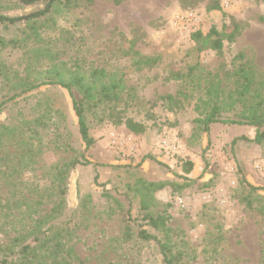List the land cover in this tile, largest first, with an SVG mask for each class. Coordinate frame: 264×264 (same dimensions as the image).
<instances>
[{
	"label": "rangeland",
	"instance_id": "374dc122",
	"mask_svg": "<svg viewBox=\"0 0 264 264\" xmlns=\"http://www.w3.org/2000/svg\"><path fill=\"white\" fill-rule=\"evenodd\" d=\"M44 7L45 1L0 0V16L23 17ZM38 24L46 41L38 38L36 48L49 41L54 49L35 63L34 44L26 51L19 47L26 37L24 23H0V124L18 132L4 142L0 157L34 160L21 179L25 190L39 195L44 188L53 192L55 167L80 162L65 179L62 217L69 220L73 213L75 230L66 241L72 264H163L156 247L134 232L144 225L139 200L145 183L162 186L150 192V210L167 218L170 242L182 252L183 264H261L264 191L251 192L246 200L245 183L264 189V142L242 139L253 138V127L215 124L205 133L196 120L208 111L205 103L214 86L223 103L230 102L238 54L253 64L264 85V0L80 1L79 8ZM234 24L241 33L220 52L198 51L191 40L195 32L205 35L212 27ZM56 63L85 75L93 69L125 72L114 115L100 108L86 113L94 139L87 150L62 88L41 86L9 100L31 74ZM126 120L143 131L132 133ZM127 137L132 142L118 145ZM28 141L35 151L24 147ZM171 143L178 153L166 158ZM83 158L90 164H81ZM185 162L192 165L188 174ZM6 193L0 182V197ZM54 200L47 195L40 209L49 210Z\"/></svg>",
	"mask_w": 264,
	"mask_h": 264
},
{
	"label": "trees",
	"instance_id": "16d2710c",
	"mask_svg": "<svg viewBox=\"0 0 264 264\" xmlns=\"http://www.w3.org/2000/svg\"><path fill=\"white\" fill-rule=\"evenodd\" d=\"M21 3L31 5L39 1H45L42 10L31 13L23 17L0 16V23L3 25L15 26L24 23L25 39L19 41V47L29 50L34 44V51H39L35 63L41 57L50 56V42L46 46L36 48V40L45 42V37H40L37 27L38 23L52 18V15L69 12L80 7V1L91 0H19ZM119 5L124 0H112ZM219 10V6L213 7ZM241 29L234 24L231 26L222 25L218 30L215 27L203 35L195 32L191 35V40L197 45V50L210 49L220 52L224 43L230 44L240 35ZM68 40V39H67ZM33 43V44H32ZM234 60H238L234 71L231 73V85L234 89L228 94L229 103H223L220 93L215 86L209 89L210 97L205 103L208 111L196 122L202 127V131L207 133L210 126L215 124L249 126L255 129L252 139L242 138L250 143L260 145L264 142V85L256 78L253 64L244 60L242 54H238ZM32 63V62H31ZM2 70V68H1ZM1 73V72H0ZM33 73V72H32ZM26 80L20 90L9 100L20 95L33 91L41 86H58L65 90L71 99V108L76 118L77 131L84 149L87 150L94 143V139L89 134L86 122V113L100 108L101 112L113 116L116 106L122 100L124 92V71L115 70L105 72L100 69H93L87 75L78 68H68L66 64H54L49 69L42 72H34ZM37 75V76H36ZM36 76V77H35ZM78 94V98L75 96ZM220 95V96H219ZM167 99H171L168 97ZM4 104H0V113ZM237 109V111H236ZM232 118H223L224 112H232ZM94 112V111H93ZM126 127L134 134L143 131V127L130 120H126ZM18 134L17 130H11L7 126L0 124V150L4 149V142L14 138ZM234 143V142H233ZM24 147L31 150L35 144L26 142ZM33 154V152H32ZM80 162L72 161L61 167L54 168L53 178L50 183L54 186L51 194H47L48 189L44 188L41 194H32L26 189V184L21 179V171L34 164L24 158V155H15L12 158L0 157V182L7 187L8 193L5 197H0V264H72L73 256L66 245V241L73 236L75 230L71 227L69 220H62L65 205V179L69 169ZM81 164H90L83 158ZM183 170L190 173L192 165L185 162ZM93 182L97 184V176ZM249 189L246 200L250 198L251 192L264 191L245 183ZM161 185L145 183L140 185L143 192L140 194L139 218L144 225L135 230L136 237L145 242L152 243L163 264H183V254L171 244L168 236L167 218L163 215H155L150 210L151 191L161 188ZM145 192V194H144ZM47 195L55 197L49 210L40 209L41 201ZM41 202V203H40ZM40 203V204H39ZM261 213L264 216V207ZM145 227V228H143ZM125 236H130L128 227L125 229ZM163 236V238L160 237ZM261 264H264V239L260 240Z\"/></svg>",
	"mask_w": 264,
	"mask_h": 264
},
{
	"label": "built area",
	"instance_id": "2783aa9c",
	"mask_svg": "<svg viewBox=\"0 0 264 264\" xmlns=\"http://www.w3.org/2000/svg\"><path fill=\"white\" fill-rule=\"evenodd\" d=\"M116 139H112V143L115 144L116 143ZM130 142H132V139L130 137H127L125 139H123L118 145H120L121 147H124V145H128ZM178 147L175 143H171L167 146V148H165V157H171L174 158L175 155L178 153Z\"/></svg>",
	"mask_w": 264,
	"mask_h": 264
}]
</instances>
